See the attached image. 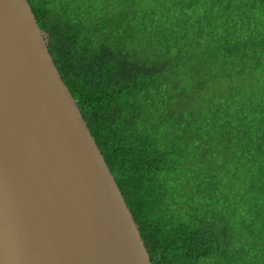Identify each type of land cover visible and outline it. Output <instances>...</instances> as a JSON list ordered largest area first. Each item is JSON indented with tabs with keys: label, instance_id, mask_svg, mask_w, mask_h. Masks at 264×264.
<instances>
[{
	"label": "trees",
	"instance_id": "obj_1",
	"mask_svg": "<svg viewBox=\"0 0 264 264\" xmlns=\"http://www.w3.org/2000/svg\"><path fill=\"white\" fill-rule=\"evenodd\" d=\"M29 1L153 263L264 264V0Z\"/></svg>",
	"mask_w": 264,
	"mask_h": 264
},
{
	"label": "water",
	"instance_id": "obj_2",
	"mask_svg": "<svg viewBox=\"0 0 264 264\" xmlns=\"http://www.w3.org/2000/svg\"><path fill=\"white\" fill-rule=\"evenodd\" d=\"M0 264H154L29 0H0Z\"/></svg>",
	"mask_w": 264,
	"mask_h": 264
},
{
	"label": "rangeland",
	"instance_id": "obj_3",
	"mask_svg": "<svg viewBox=\"0 0 264 264\" xmlns=\"http://www.w3.org/2000/svg\"><path fill=\"white\" fill-rule=\"evenodd\" d=\"M236 167L237 168L235 170V173L236 171H239L241 179L238 180L236 186H234L235 183L230 184V188L232 190V193L236 197L237 202L241 205L243 210H247L248 207L246 206L247 202L245 200L254 199L253 205L256 206L257 210H260V208H258L259 206H257L256 204H260L261 201H259L258 198L256 197V193L249 194V192H252L251 179H250V175L251 173H253L252 165L251 164L248 165L247 162L244 163L243 166L242 164L240 165L236 163ZM245 174L249 175V177H246ZM236 179H234L233 176H231L230 180L235 181ZM238 187L244 191V194H246L245 195L246 199L243 198V195L240 196L239 193L236 191L235 188L239 189ZM200 193L194 196L193 198L188 197L185 200V204L182 205L181 208L179 209L178 217L176 220V228H177L176 232L182 237L185 236V237L193 238L196 237L199 233L200 220H198L197 222L196 219L193 218L192 213L194 209L198 213V209L196 208V206L198 200L200 199V197H202ZM207 199L211 202L209 198ZM253 230L258 237V241H259L258 249L261 255L264 257V230L259 224L253 225Z\"/></svg>",
	"mask_w": 264,
	"mask_h": 264
}]
</instances>
